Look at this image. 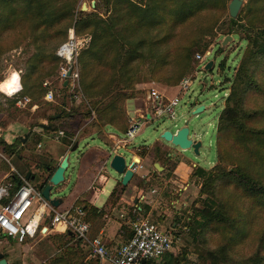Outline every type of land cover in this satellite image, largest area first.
Here are the masks:
<instances>
[{
  "label": "rangeland",
  "instance_id": "rangeland-1",
  "mask_svg": "<svg viewBox=\"0 0 264 264\" xmlns=\"http://www.w3.org/2000/svg\"><path fill=\"white\" fill-rule=\"evenodd\" d=\"M138 1V0H135ZM231 0H217L216 4L211 9H204L197 14L196 17L187 22L175 27L167 45L164 47L169 50L168 63L166 67L155 69L153 65L147 62H137L130 69V77L134 78L132 89L126 90L128 94H132V98L125 100L122 104L125 116L133 117L135 113L147 111V92L150 88L156 89L160 94L173 97L178 93L177 85L179 81L186 76H191L193 81L188 91L181 93V101L175 107V118L170 119L163 116L152 121H147L141 128L139 135L132 141L126 150H119L117 153L122 155L127 164L131 163V153L133 148L149 147L159 140L160 134L164 130L171 132L177 131L183 126L184 121L189 119L191 111L195 104L204 106L205 110L198 114L196 126L200 130V139L203 146L200 149V156L195 157L192 151H181L177 148L173 149L176 157L174 162L164 156L154 155V168L149 160L144 171L141 173L147 174L150 182L147 184L155 185L159 183L157 174L161 166H166L169 169L178 166L180 170L186 172L195 164L193 172L196 169H202L205 174L212 172V168L217 166L219 162L224 163L228 169L234 168L237 165L246 166L243 162L250 161L251 171L260 170L264 176V148L261 151H255L253 157L248 156V151L232 148L229 144L224 147L227 152L220 155L218 160V149L222 152V143H217V127L219 116L224 108L225 99L231 91L234 76L239 70L244 58L251 56L250 52L253 47L254 37H257L258 30L264 28V0H244L238 15L232 23L228 13V5ZM92 0H78L77 8L84 7L85 13L92 12ZM65 25H59L55 28L52 34H46L45 42L41 44L39 49L33 44L32 36H35L31 30L23 29L9 35L6 38V44L12 45L19 41L20 46L0 56V141L7 145L14 146L12 155L4 154L2 145L0 144V185L6 182L10 175L11 167L29 169L30 172L39 174L38 176L45 177L42 172L41 165L46 161L51 163L56 155H62L67 149V138L55 140L56 133H47L40 129L41 125H47L50 122L48 118L53 114L58 113L62 116L59 121H51L50 124L55 127H63L65 131L70 130L72 133H67V137H74V140H79L81 137H88L97 129L96 116L91 110L90 116H85V113L91 109L90 103L87 100L84 103V96L80 88V65L78 63V55L87 48L89 37L87 35H76L78 39V48L76 57L73 60V70L78 72V81L73 84L72 79L66 80V86L62 87L61 80L58 78L60 73V60L56 57L57 51L68 38L63 39L61 32ZM169 22L164 26L154 29L150 35L142 33L140 37L152 40L161 39L170 29ZM259 33V32H258ZM230 37L227 43L221 46L224 38ZM40 44V43H38ZM199 45V49L196 48ZM191 49L193 52L191 67L178 79L182 71V62L179 59L183 51ZM42 52L44 56H33L37 52ZM172 51V56H171ZM204 56L205 61H199L195 56ZM50 56H55L57 62H53ZM43 57V62L39 63ZM34 60L35 64L31 65ZM212 62L210 70H205V66ZM36 67L34 73L29 74L30 69ZM257 73V78L260 80L264 88V63L260 65ZM103 72H109L106 69ZM16 77L13 82V77ZM29 77L30 86L36 87L31 94H26L25 97L30 99V103L25 106L17 107L13 101L17 95L12 96L22 88L19 79ZM233 79V80H232ZM229 80L232 81L229 84ZM44 82L49 83L53 95V101L44 99L41 96ZM178 83V84H177ZM245 107L248 110L259 109L264 111V92H251L246 96ZM72 109H75L77 114L71 121H68L66 114ZM129 112V116L128 113ZM80 114V115H79ZM92 114L94 115L92 118ZM66 123V124H65ZM256 128H264V112L259 120L252 124ZM194 125H190V136H192ZM69 132V131H68ZM199 140V139H198ZM74 143V142H73ZM40 145V147H38ZM92 147H100L106 149V145L97 137L86 141H79L78 148L69 155V167L65 171V181L58 187L54 188L59 198H69L70 193L77 181L78 167L76 165V157L81 152ZM175 150V151H174ZM242 161V162H241ZM159 164V165H158ZM248 166V165H247ZM40 172L42 174H40ZM103 174L108 178L105 183V194L99 195L101 205L113 190L115 184L120 182V176L110 168V163L106 164ZM139 176V174H137ZM134 178V182L143 185L138 177ZM208 176V175H207ZM212 176V175H211ZM193 182L188 184V192H197L194 201L188 205V209L183 211L181 216V229L185 228L179 240L177 236L174 240L172 253L173 259L177 264H264V211H259L258 208H253L249 200H245L232 188L224 185L219 186L216 190L212 185H207L205 191L201 194L203 183L206 177H196L193 175ZM136 179V180H135ZM174 180V178H173ZM162 182V181H160ZM216 186V185H214ZM215 190V193H214ZM128 192V190H127ZM54 195V194H53ZM178 192L174 191L176 198ZM229 200L231 201L229 203ZM222 202L229 203L232 208H237L240 212L246 210L245 223L243 227L244 236H235L231 239L230 231L227 227L219 225L214 227L209 221L205 212L206 209L219 206L222 212ZM132 204V203H131ZM233 204V205H232ZM188 212V213H187ZM130 221L133 219L132 212ZM144 216V215H143ZM138 218H142L137 215ZM146 216L142 219H145ZM148 220V219H147ZM129 221V222H130ZM148 221L151 222L149 219ZM207 223V224H206ZM206 224L205 226H203ZM169 229V228H168ZM164 230V229H162ZM242 232V229H240ZM166 231V230H164ZM261 241H263L261 243ZM3 234L0 236V254L6 258L10 256L7 252L10 248H15L17 242H9ZM8 243V244H7ZM230 243V245H229ZM4 244H7L6 249ZM229 245V252L226 256L219 255L218 249ZM14 255V254H13ZM166 254L155 260H151L148 264H161ZM166 260H168L166 258Z\"/></svg>",
  "mask_w": 264,
  "mask_h": 264
},
{
  "label": "trees",
  "instance_id": "trees-1",
  "mask_svg": "<svg viewBox=\"0 0 264 264\" xmlns=\"http://www.w3.org/2000/svg\"><path fill=\"white\" fill-rule=\"evenodd\" d=\"M92 1H95L92 12L85 13L79 10L80 7L77 8L78 0H0V56L17 49L22 43L19 41L12 45L6 44V38L17 30H31L35 35L32 36V39L37 49L45 42V35L52 34L59 25H65L64 30L61 32L63 39L67 38V31L70 29H73L75 35H87L89 44L78 55L80 88L84 96V103L88 100L91 107L85 113V116L89 117L91 110H93L97 120L96 127L98 130L95 132L96 136L101 135V130L106 128L113 129L119 135H123L129 127V117L125 116L122 104L125 100L133 97L132 94L126 92L128 89H132L134 85V78L130 77L132 65L145 61L153 65L155 69L166 67L170 53L164 47L175 32V27L196 17L202 10L211 9L217 0ZM230 21L234 23V20L231 19ZM168 22L171 26L162 40L157 38L149 40L140 37L142 33L150 35L154 29L164 26ZM258 32L257 37H254L252 41L251 56L244 58L239 70L236 72L233 81L235 85H232L219 116L217 143H222V152L218 149V160H220L221 154L227 152L224 147L228 144L232 148L248 151L250 158L254 156L255 151L259 152L264 148V128H256L252 125L259 120L264 111L259 109L248 110L245 107V99L249 93L256 92L260 94L264 92V88L257 78L258 69L264 63V28L258 30ZM196 48L199 49V45H196ZM33 56H44V54L38 51ZM192 57L193 52L191 49H187L180 54L182 71L178 79L191 67ZM50 58L51 61L57 62L55 56H50ZM43 61V57H41L39 63ZM33 64H35L34 60L31 62V65ZM35 69L36 67L31 66L28 75L34 73ZM103 69L109 72H103ZM28 83L29 77L20 79L22 88L16 94L14 104L18 99L25 97L26 94H31L36 87H40V85L30 86ZM231 83L232 81L229 80V84ZM41 89L40 93L43 96L46 89ZM76 112L79 111L72 109L65 117L68 119L73 118L77 114ZM61 119L62 116H58V113H56L49 117L48 121L51 123V121L57 122ZM50 123L41 125L40 129L47 133L59 131V128ZM62 137L67 138L65 143L70 148L74 146L75 142L73 143L71 137L66 136V132H63ZM0 144L4 154L12 155L14 153V146L1 141ZM148 152L143 149L138 153L144 156ZM152 153L167 158L166 153L160 152L158 146L154 147ZM261 157L264 158V154ZM243 163L246 166L239 164L228 169L224 163L219 162L209 174H205L202 169H196L193 175L206 177L201 194L208 184L212 185L215 190L219 186L221 188V186L226 185L239 192L245 200H249L253 208L264 211V176L261 175L259 169L254 172L251 171L250 161ZM48 166H50L49 163L45 161L40 168L45 170ZM14 170L16 173L10 171L7 178L13 184L12 192L23 183L19 176L25 178V175L30 173V177H36L35 173L30 172L29 169L14 168ZM29 182L33 184L37 191L41 192L42 181L37 184ZM117 197L118 191L114 189L110 195L111 202L115 203ZM2 203L4 204L5 201ZM229 203L222 202V212L219 206L206 209L204 213L208 216V222H211L214 227H219V225L227 227L231 239L235 236H244L243 227L246 226L244 221L248 213H245L247 209L240 212L237 208L233 209ZM73 208L82 209L85 215L84 220L88 223V209L91 207L85 205L81 200H77L73 204ZM135 210L137 211V209ZM48 222H51L50 218H45L42 225L48 228ZM240 229H242V232ZM124 233L121 244L131 238V226L126 228ZM77 241L79 242V240ZM229 245H227V248L224 246L218 249L219 255L226 256L230 250ZM51 260V264H66V261L60 260V258ZM148 262L145 264H148ZM90 264H99V258L93 256V258H90ZM161 264H177V262L173 259L172 253H167Z\"/></svg>",
  "mask_w": 264,
  "mask_h": 264
},
{
  "label": "crops",
  "instance_id": "crops-1",
  "mask_svg": "<svg viewBox=\"0 0 264 264\" xmlns=\"http://www.w3.org/2000/svg\"><path fill=\"white\" fill-rule=\"evenodd\" d=\"M164 96L171 98L167 96V93L164 94ZM195 106H199V104H195ZM127 114L129 116V112ZM136 114L139 113H135L134 115ZM72 119L73 118H69L68 121ZM66 131L63 127H59V131L52 132L56 133L54 139L58 141L60 138H63H58V132H62L63 135V132ZM68 131V134L72 133L70 130ZM95 132H97V130ZM95 132H93L91 136L81 137L79 140H74V137L71 138V141L75 142L78 148L79 141H86L97 137L106 145V149L92 147L81 152L79 156L76 157V165L78 167L77 181L70 193V197L61 198L62 203L57 209L59 211L67 210L72 207L77 200H81L85 205L90 206L91 208L88 209L87 216V221L89 223L88 240H92L93 238L101 239L110 252H114L123 242L125 229L130 228L129 213L132 211V208L137 209V215L142 218L146 216L145 219H150L151 222L157 225L161 230L164 229L173 232L175 238L179 236L177 238V240H179L185 229H181L183 222L181 216L183 215V211L188 209V205L193 203L197 195V192H188V184H191L194 178L192 177L193 167L196 168L197 166L192 164V167L186 170V172L180 170L176 164H174V167L171 169H169L170 167L161 166L157 174L159 183L147 185L150 182L147 174H144L146 176L145 180L140 178V174H143L141 172L144 171L145 167L148 166L150 168V165L147 164L149 160L151 161V166L154 168L156 167V164L153 163L152 160L154 158L152 153L154 147L158 146L160 152H165L167 158L172 162L175 161L174 158L176 154L173 152V149H171L173 148L172 146L160 140L149 147L139 146L133 148L130 151L132 155L131 162L139 160L144 166L143 170L139 172V176H133L132 180L126 186H122L120 182L115 184L113 190L117 189L118 191V197L115 203H112L110 200V195L113 192L112 190L107 199L101 205H97L99 202V195L106 193L104 186L108 178L103 174L106 164L110 163L114 155L122 156L117 152L119 150H126L129 145L124 149L113 150L114 137L120 138L124 134L119 135L115 130L109 128L102 129L101 135L98 136L95 135ZM38 147H40V145H38ZM72 148L68 146L62 155H56L53 161L49 163L50 166L42 171L45 174L44 176L51 175L64 156L68 155L69 161ZM143 149L149 152L141 156L138 152ZM12 169L14 168L11 167V171ZM14 173H16L15 170ZM40 174L42 173L40 172ZM35 175L36 177L33 183L37 184L39 182L37 181L39 174ZM136 176L139 182L143 184L142 186L137 184L136 181L134 182ZM174 191L178 192V198L174 196ZM47 225L48 228L45 232H42L43 234H37L35 238H28L25 243H17L15 248H10L7 251L10 256L6 258L3 255L7 264H51V259L54 258H60V260L66 261V264H90V258H93V255L88 242H78L70 232L65 231L61 226L52 225L51 222H48ZM9 242L15 241L9 239ZM7 244H4L3 247H9L6 246ZM99 264L102 263L99 261Z\"/></svg>",
  "mask_w": 264,
  "mask_h": 264
},
{
  "label": "built area",
  "instance_id": "built-area-1",
  "mask_svg": "<svg viewBox=\"0 0 264 264\" xmlns=\"http://www.w3.org/2000/svg\"><path fill=\"white\" fill-rule=\"evenodd\" d=\"M77 48L78 39L72 29L67 41L60 46L56 56L61 62L58 78L64 83L63 86H66V80L72 79L73 84L78 81V72L73 70L72 66ZM195 58L201 62L205 61L204 56L197 55ZM192 81L191 76L183 77L177 85L178 93L171 98L160 94L154 88H150L146 96L147 111L136 114L129 119V127L125 134L120 138L114 137L113 150L124 149L130 145L147 121L163 116L174 119L175 107L181 101V93L189 90ZM48 85V82L42 84L43 88L46 89L44 99L53 101V95ZM28 103H30V99L23 97L18 99L15 105L21 107ZM59 137H62V132H58ZM143 168V164L139 160H135L129 164L125 163L124 172L129 170L135 176ZM12 171L14 172V169ZM19 178L23 183L13 192V184L9 179L0 185V236L3 234L6 238L23 244L26 239H33L37 234H43L42 230L47 229L42 225L44 219L50 218L52 225L63 227L76 240L88 242L92 255L98 257L102 264H142L164 256L173 248L175 240L173 232L163 231L147 219L138 218L137 211L133 209L131 211L133 219L130 221L131 238L119 245L114 252H110L101 239L88 240L89 224L84 220L85 215L82 209L70 207L67 210L59 211L41 196V193L35 189L32 183L26 181L22 176ZM140 178L145 180L146 176L140 174Z\"/></svg>",
  "mask_w": 264,
  "mask_h": 264
},
{
  "label": "water",
  "instance_id": "water-1",
  "mask_svg": "<svg viewBox=\"0 0 264 264\" xmlns=\"http://www.w3.org/2000/svg\"><path fill=\"white\" fill-rule=\"evenodd\" d=\"M243 2L244 0L230 1L228 5V13L231 19H235L237 17ZM91 7L94 8V2H92ZM84 10L85 9L83 7L81 9V12H85ZM228 39H230V37L224 38L221 43V46L226 44ZM211 67H212V62H209L205 66V70H210ZM204 110H205L204 106H200V105L195 106L189 115L190 116L189 119L187 121H184L182 127H180L175 132H171L170 130H164L160 134L159 140L181 151H192L195 157H199L200 149L202 148L203 143L202 140L200 139V130L196 126L197 124L196 119L198 117V114H200ZM191 124L194 125L192 136H190ZM76 148H77V144L73 146L72 152L75 151ZM68 167H69V161H68V155H66L63 157L60 164L51 175L45 176L44 178L42 176L38 177L39 182L42 181L43 183L40 192L41 196L53 208H57L62 203L61 198L57 196L59 192L55 194L54 192L56 191L54 190V188L58 187L60 184H62L65 181L64 174L65 171L68 169ZM110 168H112L115 171V173L120 176V183L122 184V186H126L133 178V174L129 170L124 172L125 160L122 156L114 155L110 160ZM25 180L33 182L35 181V176L30 177V173H27L25 175ZM45 231H46L45 229L42 230V232ZM0 264H7L2 254H0ZM142 264L145 263L143 262Z\"/></svg>",
  "mask_w": 264,
  "mask_h": 264
},
{
  "label": "snow or ice",
  "instance_id": "snow-or-ice-1",
  "mask_svg": "<svg viewBox=\"0 0 264 264\" xmlns=\"http://www.w3.org/2000/svg\"><path fill=\"white\" fill-rule=\"evenodd\" d=\"M15 80H16V77L14 76V77H13V82H15Z\"/></svg>",
  "mask_w": 264,
  "mask_h": 264
},
{
  "label": "flooded vegetation",
  "instance_id": "flooded-vegetation-1",
  "mask_svg": "<svg viewBox=\"0 0 264 264\" xmlns=\"http://www.w3.org/2000/svg\"><path fill=\"white\" fill-rule=\"evenodd\" d=\"M38 181V180H37Z\"/></svg>",
  "mask_w": 264,
  "mask_h": 264
}]
</instances>
